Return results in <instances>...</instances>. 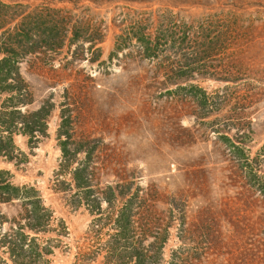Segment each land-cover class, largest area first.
I'll use <instances>...</instances> for the list:
<instances>
[{
  "label": "rangeland",
  "instance_id": "1",
  "mask_svg": "<svg viewBox=\"0 0 264 264\" xmlns=\"http://www.w3.org/2000/svg\"><path fill=\"white\" fill-rule=\"evenodd\" d=\"M4 1L18 13L61 8L72 25L63 48L43 46L21 62L31 108L53 104L49 136L36 146L16 136L27 161H0L51 210L48 230L37 235L52 250L44 264H124L107 253L124 243L115 217L129 199L130 241H160L167 228L166 258L181 245L201 250L217 228L225 238L212 239L209 259L234 262L237 218L264 238V0ZM137 36L158 44L154 56ZM181 66L194 77L168 93ZM63 109L73 116L72 148L85 150L72 165L57 139ZM83 165L92 176L89 199L72 174ZM117 183L124 195L109 204L106 188ZM2 261L12 264L0 249Z\"/></svg>",
  "mask_w": 264,
  "mask_h": 264
},
{
  "label": "trees",
  "instance_id": "2",
  "mask_svg": "<svg viewBox=\"0 0 264 264\" xmlns=\"http://www.w3.org/2000/svg\"><path fill=\"white\" fill-rule=\"evenodd\" d=\"M59 1L77 4L80 0ZM62 12L61 8L37 7L28 13L26 11L18 13L15 12L13 4L0 0V161L17 166L27 161V155L16 144V136L27 137V143L30 146L38 145L43 140V136H49L48 122L53 104L48 105L42 102L35 108H31L35 100L22 73L21 62L23 55L37 52L43 46L56 49L64 47L72 25L66 17L61 15ZM19 17L21 20L14 26H10ZM74 35L72 42L78 36L76 32ZM137 38L146 55L154 56L158 44L152 45L154 41L149 38L142 36ZM188 38L189 32L184 30L181 41L186 42ZM171 40L175 45L176 39L172 37ZM95 43L92 42L90 47H93ZM193 69L188 70L186 66L175 69L174 76L167 83L177 86L168 90V93H178L188 88L182 85V82L193 79ZM190 87L199 88L195 84H190ZM72 129V113L68 109H63L57 139L69 165L77 161V154L85 151L82 146L72 148L70 142ZM63 137L65 139H62ZM72 174L77 187L86 199L92 197L94 189L91 187L92 176L89 167L78 166ZM121 186L118 183L109 184L104 200L111 204L116 197L123 196ZM262 192L264 193V189ZM99 200H101L99 197L94 200L98 205V211L101 207ZM50 215L51 210L43 204L42 195L34 185L16 183L11 170L0 166V249H3L12 264L45 263L44 255L52 250L42 246L38 242L37 235L48 230L46 228ZM133 217V202L129 199L115 217L116 235L124 240V243L109 246L107 255L113 261L124 264H224L214 263L215 261L209 259L214 255L216 248L212 246V239L219 242L225 238L219 229L216 228V231L212 230L208 234L209 243L201 250L198 248L192 250L181 245L172 249L166 258L165 247L169 230L166 228L160 234V241L157 237L155 241L147 245L140 239L137 242H131L130 239L136 228ZM219 220L215 216L212 218L215 226L219 224ZM230 222L234 226V231L229 239L234 242L233 247L238 250V253L234 262L226 264H264V238L257 237L246 230L249 225L246 218H237ZM143 233L148 236L146 230ZM1 264H6V261H2Z\"/></svg>",
  "mask_w": 264,
  "mask_h": 264
}]
</instances>
